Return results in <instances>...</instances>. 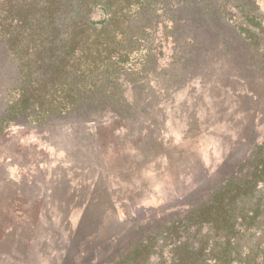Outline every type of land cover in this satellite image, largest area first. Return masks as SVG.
I'll return each instance as SVG.
<instances>
[{
	"label": "trees",
	"instance_id": "1",
	"mask_svg": "<svg viewBox=\"0 0 264 264\" xmlns=\"http://www.w3.org/2000/svg\"><path fill=\"white\" fill-rule=\"evenodd\" d=\"M262 15L257 0H0V48L14 72L2 99L0 138L19 122L38 129L79 122L84 130L105 119L111 123L104 130L98 124L84 138L98 145L107 144L102 131L109 140L114 131L128 138L138 101L148 106L164 72L199 70L198 33L232 30L260 52L264 71ZM244 137L249 152L202 197L195 188L175 191L168 206L176 209L157 218L143 212L146 221L126 243L112 236L108 248L90 250L95 230L68 236L61 264H90L102 250L97 264H264V140Z\"/></svg>",
	"mask_w": 264,
	"mask_h": 264
},
{
	"label": "rangeland",
	"instance_id": "2",
	"mask_svg": "<svg viewBox=\"0 0 264 264\" xmlns=\"http://www.w3.org/2000/svg\"><path fill=\"white\" fill-rule=\"evenodd\" d=\"M257 5L263 19L264 0ZM197 39L203 49L199 70L168 69L163 81L159 76L148 106L138 101L128 138L121 131H114L113 140L102 131L106 145L84 138L98 124L104 130L111 119L84 130L79 122L42 129L19 122L4 132L0 264H61L63 241L92 230L90 250L108 248L112 236L126 243L135 237L133 228L146 221L143 212L157 218L176 209L168 206L175 203V191L182 195L195 188L202 197L228 176L230 163L250 150L242 134L252 133L257 145L264 140L260 52L230 29L198 33ZM169 51L161 64L168 63ZM178 71L182 79L175 76ZM13 75L0 48V110ZM100 252L90 264L104 259L106 250Z\"/></svg>",
	"mask_w": 264,
	"mask_h": 264
}]
</instances>
